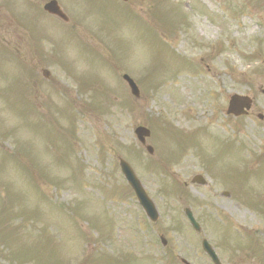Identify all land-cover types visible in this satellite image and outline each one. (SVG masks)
<instances>
[{
    "label": "rangeland",
    "instance_id": "rangeland-1",
    "mask_svg": "<svg viewBox=\"0 0 264 264\" xmlns=\"http://www.w3.org/2000/svg\"><path fill=\"white\" fill-rule=\"evenodd\" d=\"M65 1L75 19V33L70 34L69 27L66 33H58L36 24L33 35L40 46L47 37L54 40L44 48L48 52L51 48L59 59L53 69L57 90L48 87L44 99L40 90L28 94L0 88V221H8L0 228L1 240L5 238L0 244L16 235L10 220L32 214L25 227L40 210L45 215L60 212L67 221L75 218V232L82 236L88 226L92 237L100 236L98 242L92 241L93 248L114 236L118 241L114 246L122 247L118 255L111 252L112 246L101 245L111 254L95 250L98 259L92 262L84 240L68 242L59 234L60 257H69L73 264H108V257H122L127 264H168L164 255L169 251L174 254V264H180L181 258L190 264H210L200 242L202 238L211 245L217 242L218 231L211 221L214 215L228 218L238 233L262 222L241 203L223 197L220 192L224 188L215 185L193 154L196 151L208 170L232 182L234 190L249 201L264 196V165L247 160L244 151L223 147L213 138L214 134L222 141L245 143L247 152L264 149V122L256 119L258 114L264 116V13L255 10L264 12V0H131L126 5L113 0ZM129 5L132 8L126 7ZM240 7L246 10L233 16L231 11ZM14 8L21 7L0 4V19L15 21L12 36L24 37L31 28H23ZM55 35L61 41L55 40ZM250 55L258 60L246 58ZM122 74L134 78L143 90H159L141 91L135 102L137 110L131 111L125 101L128 93L121 85ZM87 88L93 92L79 91ZM100 91H108L114 100L103 117L101 103H97L102 99ZM232 94L253 99L250 117L236 121L225 116ZM145 116L167 122L161 135L154 138L153 132L147 141L153 147L155 140L157 150L153 147L152 158L157 161L159 154L189 149L178 165L166 168L168 173L178 181L189 182L199 173L208 179L205 188H188L199 202L191 208L202 226L200 234H191L183 217L186 202L159 193L169 178L146 167L150 158L133 135L137 125L148 127ZM199 128L206 133L192 132ZM73 129L74 147L65 137ZM180 135L184 138L178 139ZM129 147L139 151L137 161L128 157ZM101 152L107 153L102 157ZM121 156L138 171L154 200L159 210L155 224L150 225L133 199L128 202L123 198L127 189L117 165ZM71 198L75 201L69 208L59 211L55 203L61 205ZM119 200L122 203L118 204ZM44 219L34 223L42 229ZM169 224L177 225L179 231H173L175 226L169 230ZM33 227H25L9 244L0 245V253H8L1 261L14 260L11 252L22 253L26 264L38 261V234ZM161 236L167 239L165 246H161ZM220 241L225 246L232 244L227 237ZM214 246L223 264L228 263L231 253L219 244ZM50 252L48 248L43 260L59 258ZM149 256L154 262H149Z\"/></svg>",
    "mask_w": 264,
    "mask_h": 264
},
{
    "label": "water",
    "instance_id": "water-1",
    "mask_svg": "<svg viewBox=\"0 0 264 264\" xmlns=\"http://www.w3.org/2000/svg\"><path fill=\"white\" fill-rule=\"evenodd\" d=\"M130 86H131V91L133 94H136V89L134 88V86L132 85V83L130 81H128ZM247 104V100L246 99H240V98H232L231 100V103H230V111H233L234 113H238V107L240 106H243V105H246ZM137 132H142V131H139L137 130ZM121 168H122V172L124 174V177L126 178L127 182L129 183V185L134 189L136 190L137 192V195H138V198L140 200L141 198V194L140 192H138L137 188H138V183L137 181L135 180L131 170L129 169V167L125 164H121ZM145 206V204H144ZM145 208V207H144ZM146 212L147 214L152 218V219H155L156 217V214L154 213V211L152 209L149 208V206H146Z\"/></svg>",
    "mask_w": 264,
    "mask_h": 264
},
{
    "label": "flooded vegetation",
    "instance_id": "flooded-vegetation-1",
    "mask_svg": "<svg viewBox=\"0 0 264 264\" xmlns=\"http://www.w3.org/2000/svg\"><path fill=\"white\" fill-rule=\"evenodd\" d=\"M263 222H264V219H263ZM262 258H263V262H264V248H263V251H262Z\"/></svg>",
    "mask_w": 264,
    "mask_h": 264
}]
</instances>
